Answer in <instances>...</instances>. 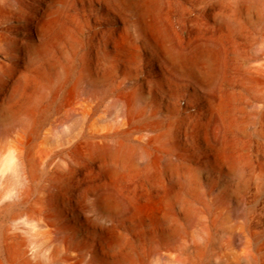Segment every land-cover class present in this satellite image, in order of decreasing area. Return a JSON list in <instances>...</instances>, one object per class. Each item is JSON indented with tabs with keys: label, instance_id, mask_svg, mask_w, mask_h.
I'll return each instance as SVG.
<instances>
[{
	"label": "bare ground",
	"instance_id": "6f19581e",
	"mask_svg": "<svg viewBox=\"0 0 264 264\" xmlns=\"http://www.w3.org/2000/svg\"><path fill=\"white\" fill-rule=\"evenodd\" d=\"M106 1L135 18L126 42L173 39L168 19H155L169 0H0V264H264V141L255 154L229 150L222 111L214 137L221 158L209 178L164 136L106 148V123L93 122L80 147L58 158L59 143L88 127L75 58L89 12ZM212 12L218 31L185 39L203 45L209 61L211 47L250 35L260 52L237 55L264 77V0H220ZM106 155L122 174L120 189L106 185ZM83 160L95 166L76 185Z\"/></svg>",
	"mask_w": 264,
	"mask_h": 264
},
{
	"label": "rangeland",
	"instance_id": "374dc122",
	"mask_svg": "<svg viewBox=\"0 0 264 264\" xmlns=\"http://www.w3.org/2000/svg\"><path fill=\"white\" fill-rule=\"evenodd\" d=\"M219 1L169 0L159 12L163 16L156 13L155 16H160L155 19H168L173 39L165 41L156 36L150 44L139 40L128 43L124 39L134 17L123 18L108 1L92 8L75 58V77L82 79L79 99L91 105L88 127H80L70 141L59 143L58 158L66 159L69 147H80V140L88 135L93 122L106 123V148L115 149L120 142L126 143V149L141 148L139 139L143 135L164 136L179 145L174 151L176 155L194 161L209 178L207 171L215 170L221 158L214 144L220 111L226 115L227 148L255 154L258 140L264 141V100L258 98V93L264 90V77L251 73L250 64H245L237 53L240 51L244 58L252 59L262 46L251 41L250 35L238 41L228 39L220 49L211 47L213 54L206 61L199 55L203 45L185 39L189 33L199 37L198 32L218 31L212 9ZM79 18L83 19L81 15ZM167 52L170 54L166 55ZM234 121L239 123L238 127ZM68 130L69 125L62 126L60 135L64 137ZM149 148L155 154L163 150L153 144ZM114 165L107 156L106 185L120 189L124 181ZM78 166L76 185L84 175L93 172L95 165L83 160ZM209 183L206 179L205 184ZM250 207L243 206L240 214L244 215Z\"/></svg>",
	"mask_w": 264,
	"mask_h": 264
}]
</instances>
